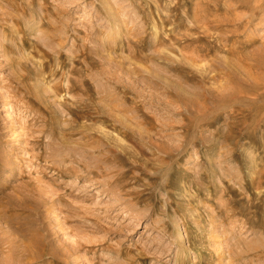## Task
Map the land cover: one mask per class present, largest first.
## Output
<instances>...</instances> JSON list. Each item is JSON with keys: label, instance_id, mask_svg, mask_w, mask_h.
Wrapping results in <instances>:
<instances>
[{"label": "rangeland", "instance_id": "obj_1", "mask_svg": "<svg viewBox=\"0 0 264 264\" xmlns=\"http://www.w3.org/2000/svg\"><path fill=\"white\" fill-rule=\"evenodd\" d=\"M0 264H264V0H0Z\"/></svg>", "mask_w": 264, "mask_h": 264}]
</instances>
